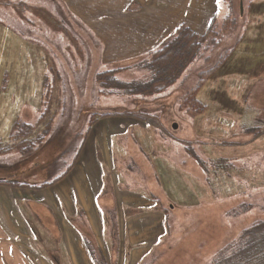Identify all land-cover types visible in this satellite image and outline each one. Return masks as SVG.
Segmentation results:
<instances>
[{
	"label": "rangeland",
	"instance_id": "obj_1",
	"mask_svg": "<svg viewBox=\"0 0 264 264\" xmlns=\"http://www.w3.org/2000/svg\"><path fill=\"white\" fill-rule=\"evenodd\" d=\"M105 2L0 0V176L55 179L83 141L85 163L102 160L106 171L111 138L89 128L99 113L128 111L132 124L113 140L115 186L150 197L147 212L123 225L134 236L147 224L149 241L116 255L102 244L110 264H213L264 219V0H220L199 57L152 95L98 81L106 70L124 82L151 73L152 53L125 58L124 22L92 19ZM182 9L197 21V4Z\"/></svg>",
	"mask_w": 264,
	"mask_h": 264
},
{
	"label": "crops",
	"instance_id": "obj_2",
	"mask_svg": "<svg viewBox=\"0 0 264 264\" xmlns=\"http://www.w3.org/2000/svg\"><path fill=\"white\" fill-rule=\"evenodd\" d=\"M186 1L198 5V11H193L199 15L194 23L182 18L185 14L182 4ZM105 4L92 19L124 22L125 44L129 49L125 58L128 59L150 55L160 49L176 35L182 24L205 33L221 9L220 0H108ZM101 115L98 114L89 130L94 126V135L102 132L111 138L106 141L110 153L102 152L108 162L106 171L102 160L93 157L90 163H85L87 141H83L72 163L62 172L64 174L47 187L0 184V264H64L59 246L66 250V260L72 264H95L87 242L92 243L110 264L102 244H115L114 255L119 254L121 245L126 246L128 253L129 248L131 252V248L148 244L147 224L140 227L138 236H131L133 229L127 230L123 225L145 214L144 207L150 206V197L128 186L123 190L115 186L117 164L113 140H122L121 134L132 124L131 116ZM106 120L111 124L117 122V129L114 131L112 125L99 124ZM106 142H102L104 149ZM106 172L112 174L107 176ZM106 214L114 216L111 222ZM47 238L53 240L48 249L43 247ZM148 251H144L145 254Z\"/></svg>",
	"mask_w": 264,
	"mask_h": 264
},
{
	"label": "trees",
	"instance_id": "obj_3",
	"mask_svg": "<svg viewBox=\"0 0 264 264\" xmlns=\"http://www.w3.org/2000/svg\"><path fill=\"white\" fill-rule=\"evenodd\" d=\"M230 24L234 26L235 22L233 21ZM212 32V26L205 33H199L189 25L182 24L172 39L151 54L152 59L147 66L151 72L149 75H145L142 79L124 82L113 75L114 71L106 70L98 73V81L105 88L104 90L115 89L130 95H152L162 92L174 84L188 66L199 57L202 46ZM108 115L131 116L132 113L110 110L103 112L101 117ZM18 122L21 123L19 120ZM25 124L30 126L27 123ZM21 128L17 129L14 126V133H18ZM28 129L30 130V127ZM62 174L64 173L58 174L53 180H46L41 183L17 181L0 176V184L40 189L47 187V185L61 177ZM87 246L95 264H108L103 254L96 250L92 243L87 242ZM213 264H264V219L256 220L246 227L240 234L239 239L220 251Z\"/></svg>",
	"mask_w": 264,
	"mask_h": 264
},
{
	"label": "water",
	"instance_id": "obj_4",
	"mask_svg": "<svg viewBox=\"0 0 264 264\" xmlns=\"http://www.w3.org/2000/svg\"><path fill=\"white\" fill-rule=\"evenodd\" d=\"M177 125H175V127H176Z\"/></svg>",
	"mask_w": 264,
	"mask_h": 264
}]
</instances>
